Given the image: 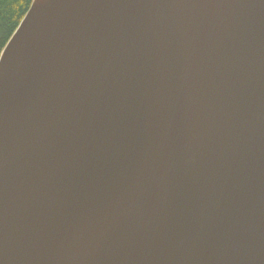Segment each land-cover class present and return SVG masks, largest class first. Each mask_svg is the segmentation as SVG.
<instances>
[{
  "label": "water",
  "instance_id": "95a60500",
  "mask_svg": "<svg viewBox=\"0 0 264 264\" xmlns=\"http://www.w3.org/2000/svg\"><path fill=\"white\" fill-rule=\"evenodd\" d=\"M0 264H264V0H33Z\"/></svg>",
  "mask_w": 264,
  "mask_h": 264
},
{
  "label": "trees",
  "instance_id": "16d2710c",
  "mask_svg": "<svg viewBox=\"0 0 264 264\" xmlns=\"http://www.w3.org/2000/svg\"><path fill=\"white\" fill-rule=\"evenodd\" d=\"M32 2L33 0H0V56Z\"/></svg>",
  "mask_w": 264,
  "mask_h": 264
}]
</instances>
